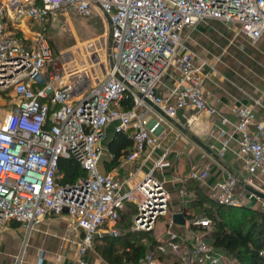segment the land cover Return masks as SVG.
<instances>
[{
  "label": "built area",
  "instance_id": "2783aa9c",
  "mask_svg": "<svg viewBox=\"0 0 264 264\" xmlns=\"http://www.w3.org/2000/svg\"><path fill=\"white\" fill-rule=\"evenodd\" d=\"M57 10L109 17L104 35L111 50L108 64L93 40L76 53L54 55L50 40L31 24H49ZM207 18L236 26L256 41L264 35V0H0V91L13 95L10 110L0 109V229L10 220L32 228L46 215L66 212L70 231L80 235L73 264H96L85 253L97 236L119 234L128 201L137 203L132 230H155L171 205L165 181L154 172L169 164V147L162 142L166 127H173L169 119L177 118L181 108L196 111L186 116L188 125L201 112L219 118L224 137L219 156L229 147L225 125L231 120L207 98L205 62L185 41V32ZM78 59H84L81 67H76ZM103 66V78L93 83ZM255 104L264 110L261 98ZM254 105L232 110L236 152L244 165L242 172L212 184L211 196L220 203L264 207V198L242 184L244 179L264 189V122L256 121ZM109 124L116 132L130 131L128 161L163 149L125 193L120 178L100 169V142ZM62 157L77 159L86 175L62 182ZM209 172V167L194 166L189 178L202 180ZM211 223L202 216L190 218L183 231L168 226L139 263L164 264L162 255L173 253L190 264H228L230 256L209 241L206 230L194 227Z\"/></svg>",
  "mask_w": 264,
  "mask_h": 264
},
{
  "label": "crops",
  "instance_id": "0c3cea01",
  "mask_svg": "<svg viewBox=\"0 0 264 264\" xmlns=\"http://www.w3.org/2000/svg\"><path fill=\"white\" fill-rule=\"evenodd\" d=\"M185 41L197 52L199 61L205 62L206 96L222 113L229 116L231 123L225 128L230 141L226 154L219 156L224 138L219 134L221 122L219 118H213L205 112L199 113L198 120L191 125L186 123V116L195 114L193 108H181L177 118L169 119L173 127H166L162 140L163 145L169 147V164L156 167L154 172L165 181L171 194V205L169 213L159 219L152 231L157 238L168 226L186 230L190 221L187 213L199 217L191 209V200L196 194L190 187L189 175L194 166L209 167L210 172L205 179L192 182L210 196L212 184L216 180L229 173L242 172L244 160L236 152L238 133L234 131V122L237 118L232 110L243 104L254 105L255 98H261L264 104V35L253 41L239 32L236 26L217 18H207L185 32ZM170 85L167 82V86ZM164 91L161 90L162 93ZM254 106L256 121L264 122L263 106ZM124 133L131 137L130 131ZM116 134L114 124L107 125L100 142L103 148L100 169L120 178L121 191L125 193L154 166L163 149L155 150L148 158L147 153H143L132 161L126 160V155L114 159L109 146ZM194 136L205 142L211 150L200 144ZM180 177L186 181L182 183ZM181 187L184 188L183 194L180 192ZM136 209V202H127L125 212L130 211L131 220ZM179 211L186 217L183 224L173 221V213ZM68 220L66 212L46 215L32 228L17 223V220H10L0 229V264H73L78 256L80 235L70 231ZM84 257L96 264H114L99 253L95 243Z\"/></svg>",
  "mask_w": 264,
  "mask_h": 264
},
{
  "label": "trees",
  "instance_id": "16d2710c",
  "mask_svg": "<svg viewBox=\"0 0 264 264\" xmlns=\"http://www.w3.org/2000/svg\"><path fill=\"white\" fill-rule=\"evenodd\" d=\"M133 148V139L124 132H117L110 143V150L114 159L126 155ZM58 173L62 182H74L78 177L86 175V169L74 157H62L59 162ZM195 197L191 200V209L198 207L194 213L211 219L213 229L207 231V238L218 249L228 256L235 258L240 264H264V208H255L246 204L232 205L218 202L206 193L199 185L192 184ZM192 218V213H187ZM130 211H122L118 221L119 228L131 225ZM21 224V222H17ZM141 233L149 234L147 240L137 241L135 238ZM140 237V236H139ZM100 241V244L97 242ZM157 237L152 231L127 230L117 235L106 233L98 236L95 247L109 262L114 264L139 263L147 251L156 247ZM166 264H190L173 253L162 255ZM196 264V263H193Z\"/></svg>",
  "mask_w": 264,
  "mask_h": 264
},
{
  "label": "rangeland",
  "instance_id": "374dc122",
  "mask_svg": "<svg viewBox=\"0 0 264 264\" xmlns=\"http://www.w3.org/2000/svg\"><path fill=\"white\" fill-rule=\"evenodd\" d=\"M107 19L101 13L94 14L93 16H85L79 14L73 10H57L54 14V19L49 24H31V28L37 31L43 32L50 40L54 55L59 56L60 52L73 51L76 53L79 47L84 42L93 40L97 46L99 56L104 65L108 64L109 54H108V44L105 35ZM84 59H78L75 62L76 67H81L83 65ZM97 77L93 79V83L99 82L104 76V66L103 70L97 68ZM13 102V95L9 92L0 91V109L3 108L4 111H9L11 103ZM194 185V183H192ZM249 206L259 205L255 202L247 203ZM194 211H198L197 206H193ZM264 208V207H262ZM121 232H126L127 230H132L131 225H120ZM212 226L208 227L211 231ZM135 232V231H134ZM154 234V233H153ZM149 234L141 233L136 236L137 241L147 240ZM155 235V234H154ZM101 242L98 241L97 244ZM96 245V244H95ZM228 264H240L235 258L230 257L228 259ZM168 261L164 260V264Z\"/></svg>",
  "mask_w": 264,
  "mask_h": 264
},
{
  "label": "water",
  "instance_id": "95a60500",
  "mask_svg": "<svg viewBox=\"0 0 264 264\" xmlns=\"http://www.w3.org/2000/svg\"><path fill=\"white\" fill-rule=\"evenodd\" d=\"M107 22L108 24L110 23V19L109 17H107ZM108 54H109V59L111 58V50H110V45L108 46ZM151 103H153L151 100H149ZM194 138L203 146H205L206 148L210 149L209 146L203 142L201 139L197 138L196 136H194ZM242 184L251 192L257 194L258 196L264 198V189L260 188L258 186H255L253 184H251L250 182L246 181V180H242ZM173 221L176 223H185L186 222V217L185 214L183 212H175L173 213Z\"/></svg>",
  "mask_w": 264,
  "mask_h": 264
}]
</instances>
